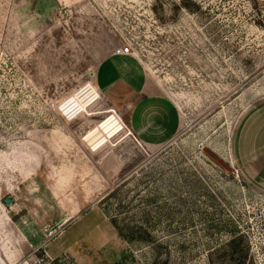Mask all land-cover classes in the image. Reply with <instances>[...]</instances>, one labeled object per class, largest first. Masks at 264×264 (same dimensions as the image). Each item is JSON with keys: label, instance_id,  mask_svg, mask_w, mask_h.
I'll return each mask as SVG.
<instances>
[{"label": "rangeland", "instance_id": "rangeland-1", "mask_svg": "<svg viewBox=\"0 0 264 264\" xmlns=\"http://www.w3.org/2000/svg\"><path fill=\"white\" fill-rule=\"evenodd\" d=\"M0 264H264V0H0Z\"/></svg>", "mask_w": 264, "mask_h": 264}, {"label": "crops", "instance_id": "crops-1", "mask_svg": "<svg viewBox=\"0 0 264 264\" xmlns=\"http://www.w3.org/2000/svg\"><path fill=\"white\" fill-rule=\"evenodd\" d=\"M139 86L128 83L124 86L126 89L113 88L112 99L122 108L121 114L127 115L138 137L144 142L161 143L175 130V111H169L170 102L154 92L152 85Z\"/></svg>", "mask_w": 264, "mask_h": 264}, {"label": "built area", "instance_id": "built-area-1", "mask_svg": "<svg viewBox=\"0 0 264 264\" xmlns=\"http://www.w3.org/2000/svg\"><path fill=\"white\" fill-rule=\"evenodd\" d=\"M117 54H119V55H126V54H129V50H128V48H120L118 50Z\"/></svg>", "mask_w": 264, "mask_h": 264}, {"label": "water", "instance_id": "water-1", "mask_svg": "<svg viewBox=\"0 0 264 264\" xmlns=\"http://www.w3.org/2000/svg\"><path fill=\"white\" fill-rule=\"evenodd\" d=\"M5 202L6 203H12L13 202V199L7 197V198H5ZM64 221H65V218H62V219L59 220V222L57 224L63 223Z\"/></svg>", "mask_w": 264, "mask_h": 264}, {"label": "trees", "instance_id": "trees-1", "mask_svg": "<svg viewBox=\"0 0 264 264\" xmlns=\"http://www.w3.org/2000/svg\"><path fill=\"white\" fill-rule=\"evenodd\" d=\"M120 234L123 235L122 233H120ZM236 240L237 239H235V238H233V239L230 240V243H229L230 247H233L235 249V244H236L235 242H236Z\"/></svg>", "mask_w": 264, "mask_h": 264}]
</instances>
